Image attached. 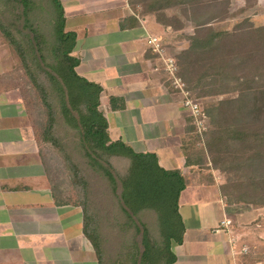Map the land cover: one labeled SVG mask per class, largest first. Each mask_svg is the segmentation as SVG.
Segmentation results:
<instances>
[{"label": "trees", "instance_id": "obj_1", "mask_svg": "<svg viewBox=\"0 0 264 264\" xmlns=\"http://www.w3.org/2000/svg\"><path fill=\"white\" fill-rule=\"evenodd\" d=\"M162 1L149 3L150 14ZM165 2L188 9L193 27L187 47L176 56L180 78L199 97L232 94L205 105L209 128L201 137L190 119L192 142L201 145L212 167L227 173L221 185L227 203L264 206V26L247 21L232 30L215 26L229 0ZM0 35L39 99L44 119L38 122L40 131L32 124L35 134L61 157L68 172L63 184L76 194L72 200L63 195L68 192H57L59 182L51 185L54 202L81 207L83 233L97 264H173L172 245L182 243L184 233L178 211L184 177L160 166L154 153L135 152L110 139L99 108L102 88L76 71V34L65 30L61 1L0 0ZM41 159L52 183L42 154ZM95 182L106 189L103 206L93 195ZM108 226L118 238L113 249Z\"/></svg>", "mask_w": 264, "mask_h": 264}, {"label": "crops", "instance_id": "obj_2", "mask_svg": "<svg viewBox=\"0 0 264 264\" xmlns=\"http://www.w3.org/2000/svg\"><path fill=\"white\" fill-rule=\"evenodd\" d=\"M60 1L65 27L76 34V71L102 88L99 108L110 139L154 153L160 166L184 177L178 198L184 233L172 245L173 264H239L242 223L263 211L227 203L225 179L192 142L183 96L148 43L156 36L165 45L157 22L128 0ZM6 70L0 56V264H97L81 207L54 202L40 142L18 88L5 82Z\"/></svg>", "mask_w": 264, "mask_h": 264}, {"label": "rangeland", "instance_id": "obj_3", "mask_svg": "<svg viewBox=\"0 0 264 264\" xmlns=\"http://www.w3.org/2000/svg\"><path fill=\"white\" fill-rule=\"evenodd\" d=\"M151 1L153 0H131V2L130 0H128V4H130L131 7L135 8V10H137L140 15L152 16L154 18V20L157 22L158 31L161 33L160 37L164 40L166 51L169 53V55L173 56L176 59V62L178 64L176 56L182 50L183 46L188 45L187 36L193 33V27L191 22L189 21V11L188 9L184 11L183 7L180 4L169 3L168 5L165 0H163L161 3L157 4L156 7L158 8V10L154 11V14H150L148 5ZM142 11L145 13H142ZM226 11V15L222 17L223 19L218 21L215 26L232 30L237 23L244 21H247V23L255 27L264 26V0H229L226 6ZM65 30L68 31L66 27ZM0 48V56L2 57V61L6 62V69H8L3 72L6 73L7 77L9 76V78L6 77L5 82L9 86L11 85L12 87L18 88L20 95L26 102L29 119L31 120L32 124L36 126L37 131H40L38 122L42 121L44 117L41 118L38 114L40 106L37 94L30 88L29 81L24 74L18 57L15 55L8 42H6L1 35ZM178 73L179 66L177 74ZM181 80L184 82L186 88L190 92V96L200 105L203 110L206 104H209L210 102H213L218 98L229 97L232 95L226 94L221 97H199L196 96L195 91L190 89V86H188L187 82H185L183 79ZM206 119L208 122L207 117ZM208 128L209 127H207V129ZM197 134H199V136L201 137L203 133ZM38 140L41 145V154L45 157L49 165L51 177L53 178L50 186L52 185L53 187H55L57 184H59V182H62L61 187L57 189V192H59L60 194L68 192L67 194L63 195L69 196V198L75 200L76 194L73 188L71 186L67 187V183H65L66 185L63 184L64 178L68 176V172L64 169L61 157H59L55 149L49 144L43 143L39 137ZM218 170L226 182L227 173L221 171L220 169ZM89 173L90 175H93L90 170ZM100 184V182H95L93 184V195L97 198V200H99L100 206H103L104 195L101 196V194L102 191H106V189H104ZM238 204L243 207H251V205L245 203ZM262 207L263 206H261V208L254 207L259 208L261 210L260 212L263 211L262 214H259L257 219L245 224L242 223V225L245 226L244 231L246 235H243L242 238L243 243L241 251L243 252L241 254L239 264H264V208ZM110 220V222L112 223L113 219ZM105 232L109 237V247L113 249L118 240V238H116V231L112 226H108L107 228H105Z\"/></svg>", "mask_w": 264, "mask_h": 264}, {"label": "built area", "instance_id": "obj_4", "mask_svg": "<svg viewBox=\"0 0 264 264\" xmlns=\"http://www.w3.org/2000/svg\"><path fill=\"white\" fill-rule=\"evenodd\" d=\"M148 43L150 44L152 50L159 54L163 63L164 70L167 72L172 86L177 89L183 96V105L186 107L192 117L193 123L196 127L197 133H203L207 127L208 122L204 115L203 109L200 105L190 96V92L186 88L184 82L178 76V64L176 59L164 52V46L160 42V39L156 36H148ZM223 224H229L230 220H225Z\"/></svg>", "mask_w": 264, "mask_h": 264}]
</instances>
